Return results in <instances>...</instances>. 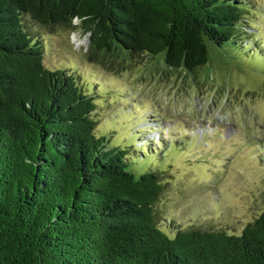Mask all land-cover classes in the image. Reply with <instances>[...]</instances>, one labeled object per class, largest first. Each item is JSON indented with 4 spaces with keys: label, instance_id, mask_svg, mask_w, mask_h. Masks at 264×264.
<instances>
[{
    "label": "trees",
    "instance_id": "obj_1",
    "mask_svg": "<svg viewBox=\"0 0 264 264\" xmlns=\"http://www.w3.org/2000/svg\"><path fill=\"white\" fill-rule=\"evenodd\" d=\"M250 9L248 0H0V264H264V210L240 234L161 230V177L136 176L127 151L95 134L94 98L66 69L45 66L24 19L81 30L85 60L113 74L147 55L165 74L197 77L216 48L244 39Z\"/></svg>",
    "mask_w": 264,
    "mask_h": 264
},
{
    "label": "rangeland",
    "instance_id": "obj_2",
    "mask_svg": "<svg viewBox=\"0 0 264 264\" xmlns=\"http://www.w3.org/2000/svg\"><path fill=\"white\" fill-rule=\"evenodd\" d=\"M248 1L244 39L213 49L197 77L165 74L147 55L113 74L85 60L81 30L24 18L45 45V66L66 69L94 98L95 134L127 151L136 176L161 177L154 209L171 238L191 228L240 234L264 210V0Z\"/></svg>",
    "mask_w": 264,
    "mask_h": 264
}]
</instances>
